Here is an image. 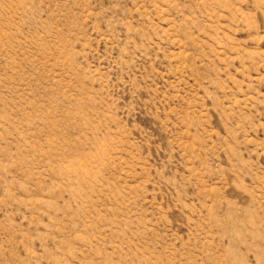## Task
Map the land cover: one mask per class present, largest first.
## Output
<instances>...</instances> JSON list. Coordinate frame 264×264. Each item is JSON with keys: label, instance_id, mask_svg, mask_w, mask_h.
<instances>
[{"label": "rangeland", "instance_id": "obj_1", "mask_svg": "<svg viewBox=\"0 0 264 264\" xmlns=\"http://www.w3.org/2000/svg\"><path fill=\"white\" fill-rule=\"evenodd\" d=\"M0 264H264V0H0Z\"/></svg>", "mask_w": 264, "mask_h": 264}]
</instances>
